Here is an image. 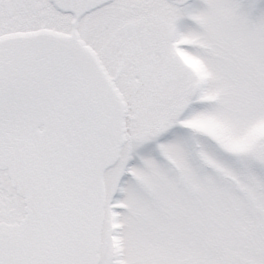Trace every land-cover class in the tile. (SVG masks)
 Segmentation results:
<instances>
[{"label":"snow or ice","instance_id":"obj_1","mask_svg":"<svg viewBox=\"0 0 264 264\" xmlns=\"http://www.w3.org/2000/svg\"><path fill=\"white\" fill-rule=\"evenodd\" d=\"M0 264H264V0H0Z\"/></svg>","mask_w":264,"mask_h":264}]
</instances>
